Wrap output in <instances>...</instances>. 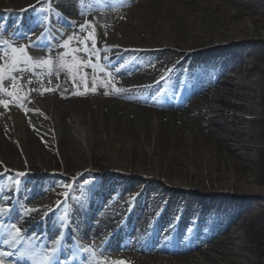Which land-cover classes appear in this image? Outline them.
Wrapping results in <instances>:
<instances>
[{
    "label": "bare ground",
    "instance_id": "obj_1",
    "mask_svg": "<svg viewBox=\"0 0 264 264\" xmlns=\"http://www.w3.org/2000/svg\"><path fill=\"white\" fill-rule=\"evenodd\" d=\"M42 1L0 0V16L14 22L12 27L14 18H21V33L35 30L37 22H43V27L48 24L49 37H61L65 22H57L52 15L47 23L39 12L32 16L35 5ZM46 1L70 14L74 25H91L87 21L92 20L99 37L94 31L88 33H94L103 58L116 64L131 60L114 69L103 65L105 71L97 70L94 78L91 67L80 69L79 75L75 70L50 75L49 69L29 64L22 79L15 74L18 78L14 81L5 72L0 100L8 106L0 104V172L4 171L0 183L6 188L0 198L4 193L22 196V206L35 202L43 209L34 221L15 209L0 216L5 227L16 225L23 232L17 248L0 247L8 252L28 248L39 259L42 238L52 233V226H70L69 216L73 218L78 212L82 217L92 216L96 222L83 228L73 220L79 230V264H208L207 260L219 264L222 257L223 261H232V248L227 244L232 245L234 240L242 243L239 253L256 258L249 264H261L264 216L253 210L250 196L258 195L259 186L264 185V72H255L256 66H264V0H98L86 10L72 0ZM106 6L121 7L116 10L118 18L112 19L113 11L105 10ZM5 27L3 24L0 30V41L21 46L13 39V32L4 31ZM254 36L259 39H252ZM38 37L34 47L25 49L28 55L46 58L50 52L52 56L58 54L47 46L44 34L31 35L25 45ZM86 38L83 33L79 39ZM74 42L75 47H82L77 48L79 54L85 55V45H78L76 39ZM171 50L177 52V61L172 60ZM4 52L12 55L9 47L0 44V56ZM105 52L112 56L107 57ZM92 58L95 63L100 61L97 55ZM7 63L0 59V64ZM228 69L238 72L240 86L254 88L247 105L252 110L253 103L258 107L254 116L236 118L239 128L235 133L242 137L229 131L217 133L210 121L199 115L215 105L199 98L189 102L191 96H206L208 90L211 100L237 107V92L227 80ZM83 73L88 74L86 78ZM3 89L13 92L17 100ZM178 96L187 100L184 108L167 109L165 100L172 102ZM206 130L210 132L206 134ZM187 147L190 151L184 152ZM196 150H200V156ZM59 164L68 171L77 168L87 172L100 166L99 170L105 172L100 176L102 186L92 187L88 204L77 203L72 196L68 206L64 202L48 206V189L62 190L65 184L57 174ZM15 181L18 185L8 189ZM103 181L108 184L104 186ZM122 181L132 187L145 184L121 224L110 227L111 220L104 216L112 204L107 194L116 191V184ZM32 182L40 187L26 195L23 187ZM164 197H168L166 207L158 210L157 203ZM184 198H188L186 215L175 222L169 209ZM232 204L239 206L237 211L227 210ZM188 210L199 214L197 222L190 221ZM41 225L47 228L44 233L36 230ZM108 226L110 234L101 236ZM29 231L37 234L29 236ZM83 248H91L95 254ZM56 249L53 264L75 262L62 257L60 247ZM3 264L29 262L13 255L5 257Z\"/></svg>",
    "mask_w": 264,
    "mask_h": 264
},
{
    "label": "rangeland",
    "instance_id": "obj_2",
    "mask_svg": "<svg viewBox=\"0 0 264 264\" xmlns=\"http://www.w3.org/2000/svg\"><path fill=\"white\" fill-rule=\"evenodd\" d=\"M74 2L75 6L80 7L81 9H89V7H91V5L98 0H72ZM253 1V0H250ZM100 2H102V0H100ZM263 5V4H262ZM59 5L55 4L53 2H48V1H42V2H37V4L35 5V9L34 11H42L46 14V12H50L52 13L53 10H59ZM121 8V7H120ZM120 8H115L113 6H106L105 10L107 11H113L111 18L112 19H116L118 18L117 12L116 10H119ZM61 11V10H59ZM92 11V10H91ZM63 16L65 17L62 21H60L59 23L62 24V22H65L63 24V28L65 30V34H62L61 37H58L56 35H53V37L50 39L48 38L49 42L47 44V46L53 50V52H55L56 50L58 51V54H54L53 57L59 56L63 59L64 62H68L69 64H79L81 61L82 57H85L88 59V54L86 53L85 55H81L79 54L78 51H74L77 48H82L80 47H75V38L72 39V41H70L68 47H62V45L64 44V42L66 40H68L69 37H78L80 38L82 36V34L84 33L86 36L88 34V31H94L96 36L99 37V32L98 29L95 27L93 28L92 25H94L93 21H87V19H85L84 21H87L89 23H91V25H89L86 29H84L83 31L80 28V25H74L71 23V15L67 14L66 12H63ZM258 16H255V18H257ZM92 19V18H91ZM1 20V18H0ZM13 23V22H12ZM85 24V23H84ZM82 24V25H84ZM37 28H35V30H28L25 31L23 33H21V30H18L17 32H13V39L16 42L21 43L22 45H25L29 38L31 37V35L37 33ZM23 34V35H21ZM8 35V33H7ZM9 36V35H8ZM252 39H259V37H251ZM98 39V38H97ZM211 40V37H210ZM97 43V40H95ZM146 49V48H145ZM171 53L173 56L172 60L177 61L176 60V56L175 53H177L175 50H171ZM175 52V53H174ZM53 54V53H51ZM107 57H111L112 53H108L105 52ZM104 55V54H103ZM33 58H41L40 55H36L33 54L31 55ZM47 57L49 56V53L46 55ZM94 56V55H93ZM98 58H100V61L98 62L101 65L104 66H108V69H114L117 65H124L127 62H130L131 59H127V60H122L119 63H113L110 62L108 60H106L105 58H103L102 54L98 53L97 55ZM252 57V56H251ZM93 63H95V58H92ZM252 59V58H249ZM250 61V60H249ZM247 61L246 63H248V66H251L250 62ZM188 64V63H187ZM188 66V65H187ZM90 67H86L85 69H89ZM84 69V68H82ZM92 69V68H91ZM255 72L258 73H263L264 72V66H260V67H255ZM93 70V69H92ZM239 75L238 72L236 70L233 69H228V79L229 82L228 83H233L235 90L237 92L236 97L234 98V100L236 102L239 103V105L237 107H231V106H227L225 104H221L218 101H214L210 99L209 95V91L205 90V95L206 96H201L200 93L196 94L194 96H191L192 98H189V102H192L194 99H198L200 102L206 103V104H211V105H215V108H209V109H203L201 111V113H199V115H203L205 117L206 121H210V126L211 128L216 131L217 133H224V132H228L229 133H235V131L237 130V128H239V124L238 121H236V118L239 117H250V116H254L256 114L255 109H257L258 107L256 106V103L252 104V109H250L251 107H248L247 105V100L248 101H252V97L254 94V88H244L242 86H240L239 84ZM214 87L213 85L211 86V88ZM210 88V89H211ZM214 89V88H213ZM160 91H157V93L159 94ZM162 97V96H161ZM166 107L167 109H174L176 111H180L181 109L184 108V105H186L187 100H181V97L178 96V98L175 99V101H168L165 100ZM164 102V103H165ZM199 102V103H200ZM162 103V102H161ZM173 103V104H171ZM162 105V104H161ZM217 107V108H216ZM197 114V113H196ZM195 114V115H196ZM190 115V114H189ZM193 114H191L192 116ZM210 131H205L206 134H208ZM235 135V137L237 136H241L242 135L239 134H233ZM190 151V149L187 147L184 152H188ZM183 153V152H182ZM195 153L200 156L201 152L200 150H196ZM249 153H252L251 151H249ZM253 154V153H252ZM184 155V153L182 154ZM206 157V155H204ZM208 157V156H207ZM60 165V164H59ZM100 166L96 167V168H89L86 171H79L77 168L72 169L71 171L66 170V168H64L62 165L59 166V171H58V176H60L61 178H63L64 181V185L62 186V190H58V189H54V187H50L48 189V193H50V196L46 197L48 202V206H59V204L61 205L64 202V206H68V202L70 201V197L75 196V198L78 200V202L83 201L85 204L89 201L88 198L92 197V193H93V188L96 185H101L102 183L100 181V176L102 173H105L104 171L99 170ZM32 172V171H31ZM1 174L4 173V171L0 172ZM4 178H6V174H4ZM31 175H33L31 173ZM34 176V175H33ZM8 180V179H7ZM114 181V180H113ZM34 182V181H33ZM31 183V184H27V186H24L23 189H25L26 195L27 193L32 192L34 189H39L40 185L35 183ZM104 182V181H103ZM13 183V182H12ZM12 183H10L8 185L9 186L12 185ZM16 183V181H15ZM127 181H122L121 184H116V191L114 192H109L108 198L111 201V207H110V211L105 213L104 216H106V219L111 220V225H120L119 223H121V219L123 214L126 213L127 208L133 206V200H135L136 198H138L142 192L143 186L145 183H142L140 185H138L137 187H132L130 184H126ZM105 184V182H104ZM108 184V183H106ZM106 184L104 186H106ZM127 185V186H126ZM206 185V183H205ZM6 188V187H5ZM4 186L2 185V183H0V189L4 190L5 189ZM260 189V193L258 195H252L250 196V202L252 204L253 210H258L260 213L263 214L264 216V185L259 186ZM203 189L201 188H197V192L199 193H203ZM206 193H208L209 191L206 189L205 190ZM127 193L126 196H123V194ZM7 193L3 194V198L6 197ZM125 195V194H124ZM43 196L42 193L40 195V197ZM100 196V194L96 195V198L98 199V197ZM38 197V196H37ZM0 200V208H8L7 202H9V199H11V196H7V200L4 199ZM13 199V197H12ZM11 199V200H12ZM19 202L18 203V207H17V213L21 216H23L25 219H29V220H37L40 218L39 212H41V209H43V206H40L39 204L33 202V205L30 206H21L20 204V200L23 199V197H19ZM168 197H164L162 198L160 201H158V206H160V208H158V210H162L165 209L166 207V202H167ZM29 201H32L29 200ZM188 198H184L183 200H181V202H177L175 203V205L170 208V216L174 219L175 222H178L185 213V209L188 206L187 204ZM88 204V203H87ZM80 206V205H78ZM84 206H88V205H84ZM82 207L80 206V209ZM239 208V206H235L234 204H232L227 210L229 212H234L237 211ZM27 209H32L33 211H35V209H38L37 213H33V211H26ZM31 213V214H30ZM187 215L190 218V221L195 223L197 222L198 218H199V214H196L195 211H189L187 212ZM56 217V215H55ZM73 218H76L77 220H79V222L81 223V225L85 228H88V226H94L96 222H94L95 219H92V216L87 215L86 217H82L81 214H79L78 212H75L73 214ZM94 218V217H93ZM55 219V218H54ZM110 227L108 226L106 231H104V233L101 236H106L107 232H109ZM53 231V230H52ZM132 238V236H131ZM222 238H224V236H222ZM120 239V236L119 238ZM181 246L184 245V242L179 243ZM242 243L239 240H234V243L232 245L227 244V246L229 248H232V251H230V259L232 260L231 262L228 261H223L224 257L222 261L219 262V264H241V262L244 263H250L251 261L255 260L256 258H251V256L244 254V252L241 254L239 252H241L240 249V245ZM124 250H121V252ZM193 251V250H192ZM239 251V252H238ZM119 252V251H117ZM113 253H116L113 252ZM169 255L171 257H173L175 254H170ZM208 264H215L212 262V260H207L206 261ZM259 262L261 264H264V256H262L261 258H259ZM248 263V264H249Z\"/></svg>",
    "mask_w": 264,
    "mask_h": 264
},
{
    "label": "snow or ice",
    "instance_id": "obj_3",
    "mask_svg": "<svg viewBox=\"0 0 264 264\" xmlns=\"http://www.w3.org/2000/svg\"><path fill=\"white\" fill-rule=\"evenodd\" d=\"M123 3V0H120ZM89 25L86 23L84 25H80L81 30L83 31ZM95 28V25H92ZM23 35V34H21ZM75 38L77 44L83 43L85 45L84 51L89 54L88 60L84 61L81 60L79 64L68 65L63 59L59 56H56L55 59L53 58L51 52L49 56L46 58H33L32 56L28 55L25 52V49L34 47L36 43H38L40 37L37 38V41L32 42L30 41L27 45H21L19 47L15 45H10L8 41H0V44L5 45L11 49L12 55L9 56L8 52H4L3 56H0V59L8 61V63L0 64V83L5 80V72H7V78L10 80H16L18 78L17 75L19 74V78L22 79V74L24 71L28 70V65L31 64L33 68L41 67L49 69V74H58L62 71L71 72L75 70L77 75L80 74V69L91 67L93 69V78L97 70L99 72H104L105 68L103 65L99 63L92 62V55H98L99 50L96 47V41L94 33L90 32L87 34V38L84 41H81L78 37H69L68 40L64 42L62 47H68L70 41ZM91 42V46H88V42ZM79 49H75L74 51H78ZM19 53V55H17ZM87 73H83V76L86 78ZM110 75V74H109ZM75 82V80H74ZM28 83H31L29 80ZM7 92V95L13 97L14 100H17L15 94L11 91H7V89H3ZM45 91H51V89H45ZM116 91H120L116 89ZM107 94V93H105ZM0 104H3L5 108H7V102L4 100H0ZM18 176H23L24 173H17ZM9 209L0 208V216L7 213ZM26 211L30 212L33 211L32 209H27ZM23 239V232L19 227L16 225H8L5 227L2 223H0V246H7L8 248H17L20 244L21 240ZM57 249L53 248L50 251L43 252L39 259L36 258L35 254L30 251L28 248L20 249L16 252H8L4 251L3 247H0V264H3V259L9 256H17L18 260L20 261H28L29 264H53L54 254L56 253ZM82 251L89 253L90 255H94V250L91 248H83ZM114 264H123V262L117 261Z\"/></svg>",
    "mask_w": 264,
    "mask_h": 264
}]
</instances>
